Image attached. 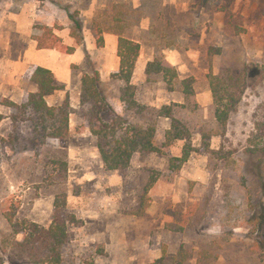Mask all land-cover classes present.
Wrapping results in <instances>:
<instances>
[{
  "label": "rangeland",
  "instance_id": "1",
  "mask_svg": "<svg viewBox=\"0 0 264 264\" xmlns=\"http://www.w3.org/2000/svg\"><path fill=\"white\" fill-rule=\"evenodd\" d=\"M25 1L37 9L34 13L55 1L68 4L67 0H11L15 12L0 15V47L7 40L14 45L9 58H0V102L8 99L22 104L30 92L38 91L26 80L36 65L16 77L20 83L9 81V69L18 73L25 69L21 65L25 60L15 57L22 42L17 35L24 36L29 28L28 11L20 12ZM72 1L65 6L79 12L84 39L74 38L86 49V57L68 84L55 78L63 94L56 106L69 99L73 108L70 136L53 142L50 151L39 148L29 126L20 123L15 129L13 109L1 107L5 118L0 123V264L23 260L15 243L25 235L14 234L7 213L15 222L28 220L44 227L52 223L59 191L52 180L59 166L52 162L61 155L58 148L68 151L67 209L82 220L69 228L71 241L63 264H145L161 258L165 264H264L248 247L253 241L249 222L253 206L264 196V136L257 130L264 117V0H143L139 11L131 0ZM118 9L126 36L142 37L145 50L155 51V57L166 58L169 47V62L180 80H190L195 91L187 97L180 90L169 91L163 79H147L144 84L139 78L137 101L157 108L178 103L175 115L190 128L191 140L165 147L172 120L167 123L159 118L161 151L135 154L125 173L106 168L98 139L88 126L87 107L71 102L79 89L82 93L84 75L100 72L107 56L103 32L112 28L109 15ZM142 19L149 29L139 28ZM39 22H33V38L50 37L44 34L47 25ZM51 28L61 39L58 49L74 52L65 41L72 34V24L69 30L59 22ZM6 29L18 34H8ZM51 41L50 37L47 43ZM115 80L103 81V89L107 102L123 113L125 105L122 110L118 102L123 82ZM241 88L245 91L239 103L226 127H220L215 119V90L218 102L225 103L229 92L238 94ZM167 92L169 104L164 102ZM203 125L209 133L218 132L211 147L221 154L193 151L181 170L172 172L171 158L182 157L190 143L200 146ZM146 188L149 206L138 215Z\"/></svg>",
  "mask_w": 264,
  "mask_h": 264
},
{
  "label": "trees",
  "instance_id": "2",
  "mask_svg": "<svg viewBox=\"0 0 264 264\" xmlns=\"http://www.w3.org/2000/svg\"><path fill=\"white\" fill-rule=\"evenodd\" d=\"M72 22V35L83 41V25L79 19V12H72L65 8ZM123 27V26H122ZM45 35L50 39L36 37L38 47L54 49L59 47L61 39H57L54 29L46 26L43 28ZM57 39V40H55ZM58 41V42H57ZM72 48L70 49V51ZM141 53V44L128 37L120 35L118 42V56L121 58L119 73L113 74L123 82L121 86V101L125 105L123 113H119L107 102V96L103 89V81L100 72L94 70L91 74H85L82 79L81 106L87 107L88 126L91 133L98 139V148L108 170H117L125 173L132 165L135 154L142 155L160 152L157 142V120L167 117L172 120L169 130L166 132L164 146L169 147L177 140H191V131L188 125L176 117L178 103L164 105L161 108L142 104L136 99V86L132 78L136 69L137 60ZM264 71V68H263ZM146 74L148 81L163 79L169 91L180 90L187 97L194 95V88L188 79L180 80L176 67L164 56L159 55L147 64ZM30 85L38 87L37 92H30L27 100L22 104L8 99L0 102V123L5 118L1 112L2 106L13 109L12 120L15 129L20 123L27 124L33 132L39 148L52 150L53 142L66 139L71 134L70 116L73 108L67 99L60 106H51L46 97L55 93L58 89L54 73L47 68L37 67L26 79ZM245 89L240 92H229L227 102H218L215 97V119L220 127H226L230 114L239 103ZM257 130L264 136V117L257 124ZM218 132L209 133L206 126L201 129L202 141L199 147L189 144L182 157H173L169 161V169L177 173L188 161L193 151L220 155L221 150L212 149V139ZM60 155L52 163L59 166V173L53 177V185L59 189L56 193L54 217L49 227L24 220L15 222L13 215L6 214V219L13 229L14 234H24L21 242H16L15 247L20 252L23 260L21 264H63L64 253L71 241L69 228L82 223L74 213L67 209L66 185L68 182V151L64 148L56 149ZM40 152H37L39 155ZM264 190V185H262ZM148 189L140 196L138 215L145 213L149 206ZM264 195V194H262ZM249 222L252 225L253 241L249 244V252L252 256L264 261V196L253 206ZM103 252V250H101ZM165 258L145 264H165Z\"/></svg>",
  "mask_w": 264,
  "mask_h": 264
},
{
  "label": "crops",
  "instance_id": "3",
  "mask_svg": "<svg viewBox=\"0 0 264 264\" xmlns=\"http://www.w3.org/2000/svg\"><path fill=\"white\" fill-rule=\"evenodd\" d=\"M68 4H65L64 2L61 1V3L54 2V3H49L47 6H41L39 11L36 8H31L30 5H32L30 2L25 1L23 2L21 6V13L26 9L29 14V28L28 32L24 36L19 35L18 33L12 31L11 29H6V33L8 34H18L17 36L20 37L21 45H19V48L16 50L18 53L17 56L20 59H24L25 62L23 67L25 66V69L22 73H18L14 71V69H9V74H10V79L9 81L11 82H17L20 83L21 80L17 79L16 77L18 76H23L24 73L28 70H30V66L36 65L37 67H44L47 69H50L53 73L55 78L59 82H63L68 84L71 79L73 74L75 73V67H78L81 65L83 60H85L86 57V49L83 46L77 45L75 43L76 39L74 38L71 33L67 35V38L65 41L67 43H70V46L75 48L74 52L72 53H64L60 49L54 48V49H49V48H42L40 49L38 47V41L33 38V32H34V21L38 20L41 21L39 23L45 24L49 27H54L57 22L62 23L63 25L67 26V28L72 24L71 20L69 19L68 13L66 11V6L69 4L72 5L75 2L72 0H67ZM132 5L134 6V9L139 11V8L141 7V3L143 0H131ZM95 3V1H92ZM94 3L92 6H94ZM11 0H6L5 3L2 4V1L0 0V15L3 16H12L13 13V6H11ZM66 5V6H65ZM106 6V5H103ZM37 7V5H35ZM114 8H119V6L114 5ZM120 9V8H119ZM114 11L115 14L109 15V21L108 24H110V21H112V28H109L108 30H105L103 32V37H104V42H105V50L107 51V56L105 57V60L101 63V66L99 67L100 74H101V79L104 82H109L113 83L115 78H113V74L119 73L121 69V58L118 56V42H119V37L120 35L127 37L126 34L123 32V24L124 22L120 12ZM15 12V11H14ZM41 12V13H40ZM141 12V11H140ZM139 12V13H140ZM110 13V12H109ZM20 14V13H18ZM142 14V12H141ZM33 17V18H32ZM6 28V27H5ZM139 28L141 29H149V26L146 22V20L141 21V24H139ZM69 30V28L67 29ZM4 31V30H3ZM148 31V30H147ZM18 32V31H17ZM2 33V30H0V34ZM22 33V32H21ZM88 37H86V40ZM133 39L136 42H139L141 44V53L140 56L137 60L136 64V69L132 78V83L135 85H138V81L141 78L142 83L146 84L147 83V74H146V68L147 64L152 61L155 58V51L150 53H147L145 50L144 44H143V38L142 37H133L130 38ZM76 44L75 45H73ZM25 44V45H24ZM12 43L10 40H7L5 46L3 48L0 47V58H9V52L12 51ZM168 49L165 50L166 54V59L169 61V47H166ZM15 52V50L13 49ZM6 53V56L3 54ZM16 55V54H15ZM171 63V62H170ZM20 66V65H19ZM36 68V67H35ZM21 74V75H20ZM150 91V90H149ZM168 96L166 97L164 102H167L166 104H169V92L166 93ZM24 95V94H23ZM77 99L72 98L71 102H81V89L77 91ZM14 98V97H13ZM118 102H122V110L124 109V103L121 101L120 97H118ZM63 101V94L62 91L56 90L55 93L49 95L47 97V102H49L50 105H58ZM52 102V103H51ZM74 108L76 106L72 104ZM165 122H169V118L167 117H161ZM167 130H169V126L167 127Z\"/></svg>",
  "mask_w": 264,
  "mask_h": 264
}]
</instances>
